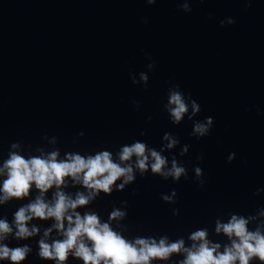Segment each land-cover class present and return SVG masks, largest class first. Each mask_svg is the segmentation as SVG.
I'll return each instance as SVG.
<instances>
[{"label":"water","instance_id":"1","mask_svg":"<svg viewBox=\"0 0 264 264\" xmlns=\"http://www.w3.org/2000/svg\"><path fill=\"white\" fill-rule=\"evenodd\" d=\"M190 7L180 10L179 0H0V165L9 150L39 155L37 147L45 153L59 148V158L65 151H115L134 140L159 150L170 132L180 144L164 155H176L188 179L137 175L123 191L101 193L77 211H95L106 221L113 204L127 200V218L111 222L125 237L167 234L170 241L183 237L188 247L190 232L207 228L220 251L229 241L215 232V221L227 222L232 212L252 217L250 230L264 231V0L247 6L243 0H194ZM227 17L235 23L221 26ZM140 72L148 74L147 85L132 83L130 74L139 80ZM172 84L200 105L195 120L213 118L207 136H191L187 116L179 125L170 122L163 104ZM15 141L20 147L9 149ZM184 144L189 149L180 156ZM195 166L203 170V187L193 179ZM5 178L0 175V183ZM172 189L176 203H165L161 194ZM77 190L71 183L64 188L73 196ZM52 192L44 198L51 200ZM37 195L33 187L29 196L0 204V218L11 224L13 213ZM53 223L33 219L28 226L39 228L36 235H9L3 243L31 248L21 264H54L37 257L38 241ZM62 238L53 229L44 239ZM181 259L182 253L173 254L163 264ZM66 264L81 262L70 255Z\"/></svg>","mask_w":264,"mask_h":264},{"label":"clouds","instance_id":"2","mask_svg":"<svg viewBox=\"0 0 264 264\" xmlns=\"http://www.w3.org/2000/svg\"><path fill=\"white\" fill-rule=\"evenodd\" d=\"M148 5L157 0H144ZM194 0H179V8L184 12H191L190 3ZM203 2V0H201ZM247 5L253 0H243ZM146 23V19L144 20ZM231 25L235 21L231 17L220 21ZM150 59V57H147ZM149 71L154 62L146 65ZM133 84L147 85L148 74L139 73V80L132 74ZM167 102L163 110L167 113L173 125H179L187 116L193 121L191 136L197 139L207 136L214 124L212 117L204 120H195L200 112V105L190 95H185L179 84H172L166 93ZM137 107L139 103L133 101ZM151 120V116L148 117ZM78 135L83 136V132ZM141 136L145 135L143 131ZM43 139H47L45 136ZM57 138L52 137L55 143ZM162 143L157 150L146 142L134 140L119 146L115 151L99 149L94 152L81 153L80 151H65L63 158H59L61 151L55 148L45 153L43 147H37L39 155H22L9 150L0 165V175L6 178L0 183V204L12 198L23 199L30 195L34 187L38 195L34 200L20 206L13 213L11 224L7 218H0V261L9 264H21L27 259L31 248L27 245L10 247L3 241L12 235L16 240H25L36 235L39 228L28 222L33 219L53 220L51 227L44 231L47 238L53 229L62 239L46 242L44 238L38 241L37 257L44 261H54V264H66L69 256L77 258L81 264H163L170 261L173 254H183V259L177 264H264V231L258 226L254 230L248 227L250 216L232 212L225 223L219 219L215 221V232L223 233L229 243L223 246L208 239L207 228H197L190 232L188 239L192 244L185 246L183 237L170 241L167 234L138 235L132 238L125 237L122 232L112 227V221H121L127 218V200L120 201V207L113 204L108 212L106 221H102L95 211H85L83 215L77 211L98 198L111 195L114 191H123L125 187L136 181L137 175L144 177L149 172L163 180L171 178L178 182L181 177L188 179L186 167L172 155L169 160L164 155L180 144L178 137L165 132ZM75 143V141H73ZM21 143H10L9 149L19 148ZM189 145L180 146L179 155L184 156ZM235 153H229L227 161L231 162ZM197 160L202 156L197 155ZM193 179L198 186L203 187V170L199 166L193 168ZM79 185L80 189L73 195L66 193L64 188ZM53 190L51 200L44 198L45 193ZM135 192V190H133ZM261 190L257 189L254 195ZM177 193L172 189L169 194H161L165 203H176ZM173 215L179 214V209L172 210ZM264 216V209L260 211ZM14 226V227H13Z\"/></svg>","mask_w":264,"mask_h":264}]
</instances>
